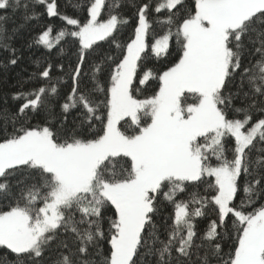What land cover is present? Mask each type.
I'll return each instance as SVG.
<instances>
[{
	"label": "snow or ice",
	"instance_id": "6c2138e0",
	"mask_svg": "<svg viewBox=\"0 0 264 264\" xmlns=\"http://www.w3.org/2000/svg\"><path fill=\"white\" fill-rule=\"evenodd\" d=\"M68 6L0 0V264H264V0Z\"/></svg>",
	"mask_w": 264,
	"mask_h": 264
},
{
	"label": "trees",
	"instance_id": "16d2710c",
	"mask_svg": "<svg viewBox=\"0 0 264 264\" xmlns=\"http://www.w3.org/2000/svg\"><path fill=\"white\" fill-rule=\"evenodd\" d=\"M57 4L60 7V10L66 12L69 16H76V15H83V13H77L71 6L69 5V0H56ZM77 0H71V3H75ZM125 11L126 15L131 14V10H123ZM22 14L23 10L21 9L20 12L15 13L12 15V18L7 22L6 27L11 32L16 25L22 23ZM103 18V16H102ZM48 18H44V23H48ZM51 22L56 26L59 27L61 25V21L58 18H51ZM36 22L33 21L32 24H29L28 27L21 31L18 35L17 39L15 40V44L17 47H21L25 45L29 38L35 34L36 31H39L40 28L43 27V24L36 25ZM66 51H71V46H66ZM45 54V50L41 47L39 50L33 48L31 50L27 48H23V56L24 59L19 63L18 66H8L5 68L4 62L6 58V54L0 52V106H2L3 97L8 96L9 103H11V93L17 90V80L20 78L21 75L27 76L28 72H31L34 68L32 64L33 60L40 58L42 55ZM28 69V72H23L22 69ZM255 119V117H254ZM170 211L169 208L165 209V212ZM207 221H202L199 225L200 228H204ZM4 253L0 252V260H3ZM12 257L8 256L7 259L10 260Z\"/></svg>",
	"mask_w": 264,
	"mask_h": 264
}]
</instances>
